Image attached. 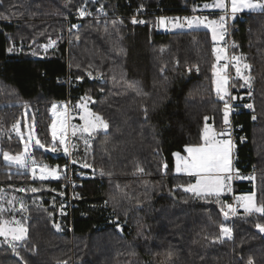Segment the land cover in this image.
Masks as SVG:
<instances>
[{"label":"trees","instance_id":"trees-1","mask_svg":"<svg viewBox=\"0 0 264 264\" xmlns=\"http://www.w3.org/2000/svg\"><path fill=\"white\" fill-rule=\"evenodd\" d=\"M210 1L0 0V146L15 150L13 128L26 113L49 143L54 102L88 100L108 125L85 152L39 149L59 165L58 180H34L0 162V191L35 189L24 202L27 236L16 249L0 245V264H264L256 227L264 213L239 211L227 221L228 197L186 191L195 178L174 171L175 153L203 144L207 123L222 129L226 101L215 89L210 31H160L154 14H193ZM83 5L101 20H83L68 44L65 18ZM138 7L149 14L144 23L133 22ZM233 24L236 51L254 67V107L235 118L246 135L236 142L235 166L256 170L254 184L234 187L264 205V10ZM52 40L55 48L40 55L39 45ZM68 167L100 170L103 183L81 181L71 204L62 183Z\"/></svg>","mask_w":264,"mask_h":264},{"label":"rangeland","instance_id":"rangeland-1","mask_svg":"<svg viewBox=\"0 0 264 264\" xmlns=\"http://www.w3.org/2000/svg\"><path fill=\"white\" fill-rule=\"evenodd\" d=\"M213 3H214V0L210 2H206L205 4L213 5ZM224 3L226 5L227 10L224 8H219V7L205 8L204 7L205 4H204L203 7H200L198 10H196L193 13L195 15H193L192 18L199 17L201 18V20H203V18L206 17L207 20L204 21V24H201L199 26H194L192 28H183V27L175 28L174 30H177V29H205V30H209L212 35L211 28L206 27L205 24H207L210 21L216 22L215 25H213V27L216 28V35H217L216 40H213V50H214V55H215V64H214V71H213L214 84H215V89L217 90V82L220 81L223 77H227V82L223 84V87L221 88L219 92L217 91V93L220 98L225 99L226 101L225 103H229L230 96H231L230 95V89H231L230 79H229V76L226 75L227 69L225 67H219V63L223 62L227 58L226 51L224 48V41L226 40L228 36V27L226 24L227 11L231 9L230 0H224ZM214 9H217V10H214ZM248 10L249 9H244L243 11H239V12H251V11L257 12V11H261L264 9H251L250 11ZM161 17L165 18V20L163 21V23H161L160 19L157 21L158 29H160V31L161 30L165 31V29L173 25V22L171 18L167 15H164ZM221 17H224L222 26H221ZM222 28L224 29V38H223L224 41L222 43L223 50H224L223 56L220 54H216V50H215L216 47H218L219 40L222 35ZM53 41L54 40L46 44L39 45L38 50L39 52H41L40 55L45 56L50 50L55 48L56 41L54 44L52 43ZM240 55L242 56V59L244 62L246 60L245 55L243 53H240ZM245 62H248V61L246 60ZM245 77H247L248 80L245 79ZM249 78L252 79L251 73H247V72L245 73V71H243L241 72V78L236 80L237 85L235 84L234 85L236 87L240 86L242 84V81H245L243 83L245 84L246 81L249 82ZM251 79H250L249 84L253 86V82ZM223 112H224V122H225V104L223 107ZM51 114L53 116V120L49 126V133H50L49 143H45L42 141L38 133V130L36 128L35 121L33 119H30L29 114L26 113L25 117L19 120L13 128V134L15 135L16 142H18L15 144V150H12L10 146L9 147L0 146V162L5 164L6 167L8 166L9 169H12L18 172H26V173L29 172L32 175H37L40 180H58L63 175L62 170L59 169L57 166H53L47 163L45 154H42L39 149L43 150L44 152L54 153L56 151H53L52 149L58 146L63 151H65V148H67V152L69 154H71V152L79 151L81 148H83L82 151L85 152L90 148L91 140L93 136L98 131L106 130L102 127L100 122L95 119L96 116H99V117L101 116L93 111V109L91 108V103L88 100L81 102V105L79 107V112L77 114L72 115L71 117L68 115V108H67L66 102H54L51 106ZM227 120H228V115H227ZM103 121L106 122L104 119ZM90 124H94L96 126L94 128L89 127ZM208 124H210V126ZM205 127L209 128V133L210 134L212 133L213 135L212 138L214 139L209 140L211 143H214L221 147L227 146L228 167H229V172H230L233 166V160H232L233 148H232L231 143L221 142V138H220L221 130L216 129L215 124L213 122L207 123ZM54 131H55V138L53 137ZM213 133L215 134V136ZM36 141H39V144H37ZM205 144L206 143H203L200 145H189V146L195 147V146H202ZM40 145H43V147H40ZM4 153H8L9 155L25 153L26 158H27L28 167H23V166L7 161L4 158V155H3ZM176 153H179L181 157H187L189 155L188 152L187 153L176 152ZM30 156H34L38 160L39 164L32 166L30 164ZM73 162H75V160ZM83 165L84 164H82V166ZM176 165H177V157L175 155L174 171L177 174L186 175L185 174L186 172H177ZM45 166L47 167L45 168ZM42 168H44V171H41ZM33 169H35V171H33ZM63 169H66V166H64ZM254 171L256 170L254 169ZM228 173L227 175H224L221 173L211 174V175H221L224 177V187L221 188L219 195L215 193H211L208 195H201V196L205 200L212 199L215 201H220V199L224 197H228L230 199L228 200L227 207H226V212L228 213V215L227 217H225L227 221H229L231 216L232 217L234 216L232 211L228 208V205H231L232 208L236 209L235 215L239 211H242L245 214H263L257 211L245 212L244 208L241 207V205L243 204V200L238 199L239 197H236V201H235L237 204L236 206L231 203L235 194L233 193V184H232L230 175ZM204 175H208V174H204ZM197 176H198V179H200V174H197ZM244 179L254 184L255 183V173H251V174L244 176ZM187 188L188 186L186 187V189ZM30 191L31 193L35 192L33 190H30ZM18 192H20L18 191V189L14 191L2 189L0 191V223H5L6 228L23 227L26 229V223H25L26 213L24 212V209H26L27 207L25 206L24 202L26 201V196H29V194L31 193L24 187L21 188L22 193H18ZM247 192L249 193L248 195H242L241 197L252 196L254 205L256 207L261 206L256 201L255 193L253 191H247ZM41 200L42 199L40 196L33 198V201L37 203H39ZM15 224H19L20 227H14ZM59 224L57 223L58 226H61ZM225 226L232 230L230 223H226ZM26 234H27V231L24 234V238L26 237ZM231 236H232V231L230 235H225L223 233V237L229 238ZM23 239L13 240L11 233H8L7 235H0V245L4 244L7 246H10L12 249H16L21 244Z\"/></svg>","mask_w":264,"mask_h":264},{"label":"built area","instance_id":"built-area-1","mask_svg":"<svg viewBox=\"0 0 264 264\" xmlns=\"http://www.w3.org/2000/svg\"><path fill=\"white\" fill-rule=\"evenodd\" d=\"M128 1V0H127ZM84 9L86 11V15L81 16L80 15V10ZM213 14V13H211ZM149 14L147 13L146 9L143 7H138L136 9V13L133 14V17L136 21V23H141V21L145 20V17H147ZM195 14H189V13H176V14H170L167 15L171 18L173 23H180L184 24L185 26L183 28H189L186 25V21L184 18H192V16ZM251 15V12H237L233 16L231 14L230 9L227 11V27H228V36L226 40L224 41V48L226 51L227 58L219 63V67H225L227 69L226 75L229 76L230 79V102L228 104V110H227V115H228V120L227 122H224L222 129H221V142L222 143H231L232 148H233V166L231 171L228 173L230 175L232 184H233V193L235 196L232 199V204H236V197H241L242 195L248 194L246 190H242L240 192L235 191V183L239 181H245L244 176L251 174V173H256L254 169L252 171H243L238 169L235 166V161L237 159V155L235 153V147H236V142L238 140H246V135L245 134H239L238 129H240L236 123H235V118L236 114L240 109H247V110H252L253 109V104L251 101V98L254 94V88L252 87L249 82L246 81L245 84H243L245 81H242V84L240 86H235L237 85L236 80L241 78V72L245 71V73H251L254 70V67L249 63V62H243L242 56L240 55L239 52L236 51V39L233 35V29H234V20L237 18L239 19H247ZM156 16L157 20L161 16L164 15H159V14H154ZM86 18H96L98 21L101 20V18L95 16L90 8H87L85 5L78 7V9L71 15L67 16L65 18L66 22V29H65V37L68 41V44L73 41L74 36L76 33L79 32L80 30V24L83 20ZM242 65V66H241ZM248 65V68H245L244 66ZM237 68H239V73L237 72ZM192 70H197V68H188L187 72L190 73ZM248 80V78H247ZM235 84V85H234ZM67 103V108H68V115L71 117L74 114H77L79 112V107L81 105V102H78L75 107L71 106L69 102ZM248 105H251V107H248ZM6 133L7 136L10 138L12 136V131L7 130L6 128L3 129ZM35 160V164L32 163V161ZM48 163V162H47ZM30 164L37 165L39 164L38 160L34 156H30ZM53 166H57L59 168L58 164H51ZM101 174L102 171L94 170L92 169L91 171H74L71 167H68V174L64 179H62L63 187H68L70 190V203L72 204L74 193L79 186L80 182L86 179H96L99 178L101 182L103 183L101 179ZM32 179L37 180L38 176L33 175ZM235 215V214H233ZM249 264V263H248ZM252 264H254L252 262Z\"/></svg>","mask_w":264,"mask_h":264},{"label":"snow or ice","instance_id":"snow-or-ice-1","mask_svg":"<svg viewBox=\"0 0 264 264\" xmlns=\"http://www.w3.org/2000/svg\"><path fill=\"white\" fill-rule=\"evenodd\" d=\"M230 5H231V9H230L231 14L234 16L235 13L239 11H243L244 9H249V10L264 9V0H230ZM204 7L205 8L219 7L227 10L224 0H214L213 5L205 4ZM86 14L87 13L84 9L80 10L81 16H84ZM159 19L161 23H163V21L165 20V18L163 17ZM184 19L186 21L187 27L189 28L204 24V21L207 20L206 17L203 18V20H201V18L199 17L184 18ZM223 20L224 17H221V26L223 25ZM133 22L135 23L136 21L133 20ZM141 23H143V21H141ZM215 23H216L215 21H210L207 24H205L206 27L211 28L213 40H216L217 38L216 28L213 27ZM184 26H185L184 24H180V23H173L172 25V27L174 28H181ZM52 43L54 44L55 41H53ZM9 51H12V49H9ZM225 67H227V65H225ZM244 67L248 68L249 66L245 65ZM237 72L239 73V68H237ZM245 79H247V77H245ZM226 82H227V77H223L220 81L217 82L218 92L221 90L223 84H225ZM248 107H251V105H248ZM227 110H228V104L225 103V122H227ZM95 119L100 122V124L104 129H107L108 125L106 122L103 121L102 117L96 116ZM95 126L96 125L94 124L89 125V127H93V128ZM53 137L55 138V131L53 132ZM204 139L206 141L205 145L187 147L186 151L189 154L187 157H181L179 153L175 154L177 157L176 171L186 172L190 174H200V179L197 180L196 184L189 185L188 188L185 189L186 191H190L198 196L208 195L211 193H215L219 195L221 188L224 187V177L221 175H211V174L227 173L229 171L227 146L221 147L219 145L211 143L209 141V129L207 127H205L204 129ZM36 143L39 144V141H36ZM40 147H43V145H40ZM52 150L55 151L56 149L53 148ZM65 151H67V148H65ZM3 155L4 158L11 163H15L23 167H28L25 153H19L16 155H9L8 153H4ZM32 163L35 164L36 163L35 160H33ZM46 167L47 166H45V168ZM85 167H88V165H85ZM33 171H35V169H33ZM41 171H44V168H42ZM204 174H208V175H204ZM33 191H35V189H33ZM238 199L243 200V204L241 205V207L244 208L245 212L257 211L260 213H264V205L256 207L253 203L252 196L239 197ZM228 208L232 211L233 214H235L236 209L232 208L231 205H228ZM227 215L228 213L225 212L226 217ZM256 227L259 228L261 231H264V225L257 224ZM26 231L27 230L23 227L6 228L5 223H0V235H7L8 233H11L13 240L23 239ZM222 231L225 235H230L232 230L225 226L222 228ZM249 264H252V262L249 261Z\"/></svg>","mask_w":264,"mask_h":264},{"label":"crops","instance_id":"crops-1","mask_svg":"<svg viewBox=\"0 0 264 264\" xmlns=\"http://www.w3.org/2000/svg\"><path fill=\"white\" fill-rule=\"evenodd\" d=\"M214 10H217V9H214ZM248 11H250V10H248ZM252 12V11H251ZM157 27H158V23H157ZM175 28L174 27H172V26H169L167 29H165V31H170V30H174ZM160 30V29H159ZM162 31V30H161ZM223 38H224V29L222 28V35H221V37H220V40H219V44H218V47H216V54H220V55H224V50H223V46H222V43H223ZM209 126H210V124H208ZM209 129V128H208ZM211 129V128H210ZM214 132V131H213ZM214 134V133H213ZM214 136H215V134H214ZM213 137V135H212V133L210 134L209 133V140H213L214 138H212ZM204 143H206V141H205V139H204ZM188 147V146H187ZM187 147L185 148V153H187V151H186V149H187ZM189 147H193V146H189ZM60 149L58 146H56V148L55 149ZM61 150V149H60ZM229 172V171H228ZM227 172V173H228ZM176 173V172H175ZM227 173H221V174H224V175H227ZM177 174V173H176ZM186 175H189V176H193L194 178H195V181H194V183L192 184V185H194V184H196V182H197V179H198V176H197V174H190V173H185ZM249 194V193H248ZM248 194H245V195H248ZM14 227H20V225L19 224H15L14 225ZM26 229H27V227H26ZM26 236H27V234H26ZM26 238V237H25Z\"/></svg>","mask_w":264,"mask_h":264},{"label":"bare ground","instance_id":"bare-ground-1","mask_svg":"<svg viewBox=\"0 0 264 264\" xmlns=\"http://www.w3.org/2000/svg\"><path fill=\"white\" fill-rule=\"evenodd\" d=\"M132 3V2H131ZM149 17H151V16H149ZM148 18V17H147Z\"/></svg>","mask_w":264,"mask_h":264},{"label":"water","instance_id":"water-1","mask_svg":"<svg viewBox=\"0 0 264 264\" xmlns=\"http://www.w3.org/2000/svg\"><path fill=\"white\" fill-rule=\"evenodd\" d=\"M66 154H68V152H66Z\"/></svg>","mask_w":264,"mask_h":264}]
</instances>
